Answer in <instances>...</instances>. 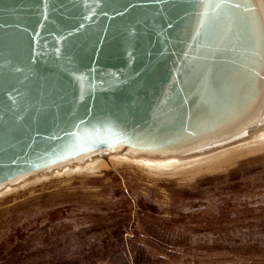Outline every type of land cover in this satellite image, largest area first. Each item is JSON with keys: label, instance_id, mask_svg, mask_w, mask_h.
Returning a JSON list of instances; mask_svg holds the SVG:
<instances>
[{"label": "water", "instance_id": "95a60500", "mask_svg": "<svg viewBox=\"0 0 264 264\" xmlns=\"http://www.w3.org/2000/svg\"><path fill=\"white\" fill-rule=\"evenodd\" d=\"M263 127L264 0H0V190Z\"/></svg>", "mask_w": 264, "mask_h": 264}, {"label": "rangeland", "instance_id": "374dc122", "mask_svg": "<svg viewBox=\"0 0 264 264\" xmlns=\"http://www.w3.org/2000/svg\"><path fill=\"white\" fill-rule=\"evenodd\" d=\"M209 162L28 178L0 194V264H264V150Z\"/></svg>", "mask_w": 264, "mask_h": 264}, {"label": "bare ground", "instance_id": "6f19581e", "mask_svg": "<svg viewBox=\"0 0 264 264\" xmlns=\"http://www.w3.org/2000/svg\"><path fill=\"white\" fill-rule=\"evenodd\" d=\"M244 150H249V151L250 150H253V151L264 150V127L256 130L250 136L240 141H237L232 144L222 146L219 148H214L211 150L203 151L201 153H195L192 155H188V156L175 157V158H170V157L159 158L156 156H146V155L131 156V155L113 153L110 156V159L109 157L103 158V160L99 158L94 159L93 157H91L90 159L84 162H81V163L74 164L71 167L73 168V170L91 171V170L96 169L98 165H101L103 163L110 166L111 164H109V162L119 161L121 163L135 162L136 164L143 166L146 170H149V171L176 172L177 170H179L178 168H181V167H186V166L191 167L193 165L195 166L196 163H198L200 160H203V161L199 162L198 164H201L202 162L203 164H211V162L209 161L218 160L221 157L240 153ZM212 157L213 159H210ZM202 158H208L210 160L209 161L207 160L208 161L207 162L205 159H202ZM63 169H67V168L65 167ZM10 188L12 187H5L1 189L0 194L6 192Z\"/></svg>", "mask_w": 264, "mask_h": 264}]
</instances>
